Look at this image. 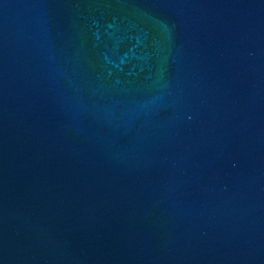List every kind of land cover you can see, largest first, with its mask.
<instances>
[{
  "label": "water",
  "instance_id": "water-1",
  "mask_svg": "<svg viewBox=\"0 0 264 264\" xmlns=\"http://www.w3.org/2000/svg\"><path fill=\"white\" fill-rule=\"evenodd\" d=\"M0 264H72L0 223Z\"/></svg>",
  "mask_w": 264,
  "mask_h": 264
}]
</instances>
